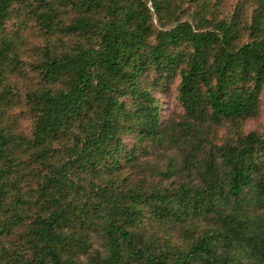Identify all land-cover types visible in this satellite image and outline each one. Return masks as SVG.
Here are the masks:
<instances>
[{
	"label": "trees",
	"instance_id": "16d2710c",
	"mask_svg": "<svg viewBox=\"0 0 264 264\" xmlns=\"http://www.w3.org/2000/svg\"><path fill=\"white\" fill-rule=\"evenodd\" d=\"M216 1L0 0V30L16 5L48 40L29 135L0 123V264H264V134L240 130L264 86V0L222 17ZM16 61L1 38L2 106ZM175 75L173 131L151 85ZM147 146L176 149L186 177H131Z\"/></svg>",
	"mask_w": 264,
	"mask_h": 264
},
{
	"label": "rangeland",
	"instance_id": "374dc122",
	"mask_svg": "<svg viewBox=\"0 0 264 264\" xmlns=\"http://www.w3.org/2000/svg\"><path fill=\"white\" fill-rule=\"evenodd\" d=\"M242 0H217L216 6L213 9L214 14L217 17L228 15L234 8V5ZM243 10L245 15H249L254 7L253 0H243ZM190 8V7H189ZM16 5L9 12L7 18L4 20L3 26L0 30V39H9L12 45V49L15 50V56L17 61L12 71L7 72L4 75L3 84L4 87L9 88V100L1 108L0 123L4 126V130L7 128L15 136H28L31 129L32 116L27 110L25 103L24 93L25 91L35 88L38 84V77L36 73L30 68L31 63H34L40 56V51L45 47L48 42L43 31L38 27L36 21L28 17L27 14L16 11ZM242 17V16H241ZM53 38V36H52ZM245 35L242 36V39ZM50 41L57 42L56 48H61L62 44H66L67 39L63 38L62 41L56 39H50ZM151 75L146 76L149 79ZM178 81V75H175L170 81L163 82L160 85H151L152 92L156 96L159 102V116L161 122L165 127H169L175 131L178 128V121L182 118V109L176 99V84ZM258 107L254 115L243 120L241 124V132L253 130L259 134H264V86L262 87L258 96ZM226 126L216 125L214 129L213 140L220 142L225 135ZM210 136H207L209 138ZM129 135H125L124 140L128 142L132 141ZM152 148L146 147L144 152H141L140 158L147 163L144 165L143 170L130 168L128 171L131 177H143L146 184H168L173 183L175 180H179L181 177H186L184 171H180V155L174 148L164 149L163 146L157 147L155 151ZM148 151V152H147ZM168 157H171L172 171L165 172L168 167ZM134 167V166H133ZM160 171V172H159ZM33 182L30 180L26 184L30 185ZM25 184V183H24ZM24 186V185H23ZM26 186V185H25ZM179 233L177 229L173 231V238ZM16 241V239H15Z\"/></svg>",
	"mask_w": 264,
	"mask_h": 264
}]
</instances>
